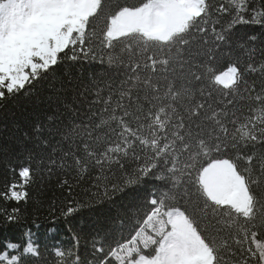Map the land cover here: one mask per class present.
I'll return each instance as SVG.
<instances>
[{"label":"snow or ice","instance_id":"6c2138e0","mask_svg":"<svg viewBox=\"0 0 264 264\" xmlns=\"http://www.w3.org/2000/svg\"><path fill=\"white\" fill-rule=\"evenodd\" d=\"M21 100L0 130V225L20 229L0 264H49L27 219L52 177L72 240L52 264H264V0H0V110ZM77 187L128 218L83 250Z\"/></svg>","mask_w":264,"mask_h":264},{"label":"trees","instance_id":"16d2710c","mask_svg":"<svg viewBox=\"0 0 264 264\" xmlns=\"http://www.w3.org/2000/svg\"><path fill=\"white\" fill-rule=\"evenodd\" d=\"M100 67L98 63L85 64L79 69V73L82 76L88 77H91L94 73L104 75L103 72L99 71ZM33 106L30 100H21L16 105L10 106L7 112L0 110V130L5 129L6 126L7 128L13 127V121L16 120V117L13 116L14 112L20 113L26 111L30 113ZM21 127L26 130L23 121H21ZM46 175L45 173V176ZM31 191L35 193V195H33L28 206L27 227L33 228V232L35 233L34 239L36 243L41 246L42 251H44V245H48V250L44 251V255L45 258L48 259L49 264H52L53 257L50 254L52 247L57 244L67 247L72 243L65 218L59 215L58 211L61 207L60 202L69 196V192L67 189L58 186L56 177L38 180ZM71 196L78 201L85 202L84 207L80 208L76 214L68 218L71 220L72 226L81 232L79 241L81 250L89 246V234L92 229L103 224L117 209H119L120 215L124 216L126 221L128 219L127 216L124 215V209L120 208L119 204H114L113 200L105 199L103 202H92L90 193L85 188H74L71 192ZM129 199H125L122 203L127 206ZM115 200H120V194L117 195ZM50 205H53L51 210ZM129 211L133 214L137 212L135 208ZM33 219L40 225L39 229L32 226ZM112 227H122L125 238L130 231V225L122 226L113 224ZM19 231V228L9 226L8 229H5L3 225H0V238H3V236H12L15 238Z\"/></svg>","mask_w":264,"mask_h":264}]
</instances>
